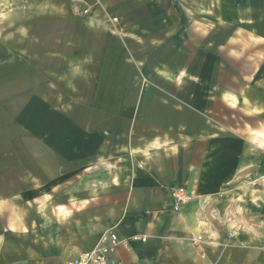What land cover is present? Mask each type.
Wrapping results in <instances>:
<instances>
[{
    "label": "crops",
    "instance_id": "obj_1",
    "mask_svg": "<svg viewBox=\"0 0 264 264\" xmlns=\"http://www.w3.org/2000/svg\"><path fill=\"white\" fill-rule=\"evenodd\" d=\"M1 9L23 11L40 71L62 64L74 99L70 122L47 108L56 122L38 133V174L0 194V264H67L109 231L122 241L109 264H264V80L226 91L247 120L222 111V90L188 89L208 84L196 73L213 69L214 26L238 34L231 44L264 47V0H0ZM178 186L193 199L174 211Z\"/></svg>",
    "mask_w": 264,
    "mask_h": 264
},
{
    "label": "rangeland",
    "instance_id": "obj_2",
    "mask_svg": "<svg viewBox=\"0 0 264 264\" xmlns=\"http://www.w3.org/2000/svg\"><path fill=\"white\" fill-rule=\"evenodd\" d=\"M93 1L95 4L98 3L96 0ZM4 11L5 9L0 10V194L22 189L26 185L24 176L30 172L38 174L37 161L40 159L38 133L42 127H54L56 122L54 116L47 113L49 112L47 108L64 113L66 121L70 122L72 103L69 101L74 99L72 89L67 86L70 73L60 71L64 68L62 64L58 66V72L40 71L38 45L28 38L24 39L23 36L25 28H28L30 23L24 17L23 11L16 10L13 15L2 14ZM227 27L218 25L207 30L210 37L217 34L216 44L223 45L222 55L215 54V42L210 46L211 49L205 51L208 59H211L212 68L214 69L215 64L221 63V70L212 69L209 72L196 73L202 75L201 79L207 80L205 88L198 82L188 86L192 95L219 96L222 90L224 100L222 102L217 100L219 103L217 105H220L224 112H230L233 108L230 102H227L226 91H230L236 83L240 90V86L248 85L247 81L252 83L264 80V56L257 55L258 52L264 51V47H247L243 38L236 40L238 46L231 44L229 39L238 34ZM240 28L245 33L248 27L242 25ZM220 35L222 43L217 39ZM205 53L203 51L201 57ZM252 53H256V57ZM255 66L259 68L256 71L252 70ZM128 74L129 72H126V76H129ZM146 76L151 77V73H146ZM143 78L147 79L145 76ZM79 80L81 85H84L82 78ZM196 80L198 81V78ZM55 82L59 86L54 85ZM215 82L217 85L222 84V87L215 88ZM167 89L175 91L174 88ZM233 109L240 113V117L248 119L245 108ZM82 111L87 110L84 108Z\"/></svg>",
    "mask_w": 264,
    "mask_h": 264
},
{
    "label": "built area",
    "instance_id": "obj_3",
    "mask_svg": "<svg viewBox=\"0 0 264 264\" xmlns=\"http://www.w3.org/2000/svg\"><path fill=\"white\" fill-rule=\"evenodd\" d=\"M101 2L102 0H96ZM172 209L181 211L183 206L193 199V194L186 187L178 186L171 190ZM193 241L198 243L202 241V236L194 237ZM122 243L117 233L109 231L102 239V243L92 250L81 252L70 258L67 264H109L112 255L117 247ZM121 264V263H117Z\"/></svg>",
    "mask_w": 264,
    "mask_h": 264
}]
</instances>
